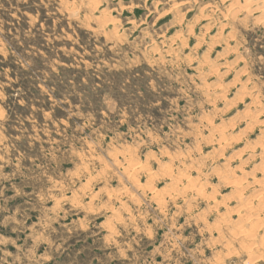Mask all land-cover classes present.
Wrapping results in <instances>:
<instances>
[{
    "label": "rangeland",
    "instance_id": "374dc122",
    "mask_svg": "<svg viewBox=\"0 0 264 264\" xmlns=\"http://www.w3.org/2000/svg\"><path fill=\"white\" fill-rule=\"evenodd\" d=\"M263 122L264 0H0V264H264Z\"/></svg>",
    "mask_w": 264,
    "mask_h": 264
},
{
    "label": "bare ground",
    "instance_id": "6f19581e",
    "mask_svg": "<svg viewBox=\"0 0 264 264\" xmlns=\"http://www.w3.org/2000/svg\"><path fill=\"white\" fill-rule=\"evenodd\" d=\"M246 89V88H245ZM263 117V114L260 112L259 114H257L256 116H253L252 117V121H257V120H259V119H261ZM262 123V122H261ZM264 123V122H263ZM256 124V123H255ZM223 138V137H222ZM224 140V139H223ZM220 143V142H219ZM254 151V150H253ZM223 154V153H222ZM222 156V155H221ZM241 157V156H240ZM248 163V162H247ZM132 168V167H131ZM141 168V167H140ZM142 169V168H141ZM235 170V169H234ZM262 171H263V168H262ZM130 174V173H129ZM226 175V174H225ZM236 175V174H235ZM255 176V175H254ZM253 176V177H254ZM174 179V178H173ZM177 179V178H176ZM131 180V179H130ZM226 181V180H225ZM248 181V180H247ZM243 182V181H242ZM149 183V182H148ZM158 183V182H157ZM139 184H141V183H139ZM138 184V185H139ZM156 184V183H155ZM151 183L150 184H148L147 185V187H151ZM238 184H236V186H237ZM248 185V184H247ZM140 186V185H139ZM145 187H146V185H145ZM146 187V188H147ZM191 187V186H190ZM239 188L241 187V186H238ZM237 187V188H238ZM203 188V187H202ZM238 188V189H239ZM152 188H150V190H151ZM250 189V188H249ZM246 190V189H245ZM152 191H153V189H152ZM159 194L160 195H163L164 193H166L167 192V188H161L159 191ZM144 193V192H143ZM187 193V192H186ZM198 193V192H197ZM205 195V194H204ZM159 196V195H158ZM260 197L262 198V199H264V191H262L261 193H260ZM245 198H247V197H244L243 195H241L240 197H239V201L238 202H240V203H244L245 202ZM262 199H260V200H262ZM154 200V199H153ZM253 200V199H252ZM159 201V200H158ZM167 201V200H166ZM247 201V200H246ZM229 202V201H228ZM253 202V201H252ZM261 202V201H260ZM259 202V203H260ZM251 203V202H250ZM258 203V204H259ZM254 205H255V203H253ZM262 204V203H261ZM264 204V203H263ZM248 205H250V204H248ZM247 205V206H248ZM226 206H228V205H226ZM262 206H264V205H262ZM241 208L243 207V206H240ZM240 207L238 208L237 207V214H238V209H240ZM244 209V208H243ZM250 210H252V208H250L249 209V211ZM235 213H236V211H234ZM257 214H259V213H257ZM243 215V214H242ZM241 216V215H240ZM240 216H239V214L237 215V217H238V220L240 219ZM234 217V216H233ZM236 217V218H237ZM251 218H252V216H250ZM245 219V218H244ZM255 219V218H254ZM120 220V219H119ZM252 220H253V218H252ZM259 220V219H258ZM255 222H258L257 220L255 221ZM248 223H250V222H248ZM224 224V223H223ZM228 224V223H227ZM256 224H258V223H256ZM256 224H251V225H256ZM243 224V222H236V224H233L231 227V230L229 231V234H228V236H233L235 239H236V237L238 238V236L239 237H241V240L242 239H246V238H248V233H247V230L245 229V227H246V225H244ZM263 225V224H262ZM253 226V227H254ZM258 227H260V226H258ZM228 236H224V240L229 244V247H230V249L231 250H236L237 249V245H235V244H233V243H231V241L229 240V238H228ZM255 237V236H254ZM248 240V239H247ZM244 241V240H243ZM242 241V242H243ZM252 258V257H251ZM253 259V258H252ZM250 264V263H249Z\"/></svg>",
    "mask_w": 264,
    "mask_h": 264
}]
</instances>
